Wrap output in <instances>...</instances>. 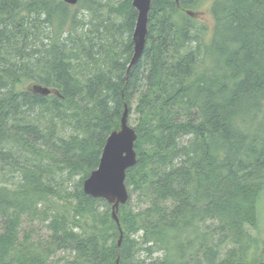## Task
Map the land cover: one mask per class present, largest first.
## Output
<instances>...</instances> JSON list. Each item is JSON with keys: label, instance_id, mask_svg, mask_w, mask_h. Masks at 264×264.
Returning a JSON list of instances; mask_svg holds the SVG:
<instances>
[{"label": "trees", "instance_id": "16d2710c", "mask_svg": "<svg viewBox=\"0 0 264 264\" xmlns=\"http://www.w3.org/2000/svg\"><path fill=\"white\" fill-rule=\"evenodd\" d=\"M206 5L212 32L186 13ZM136 21L132 0H0V264H264V0H152L128 73ZM126 105L119 246L83 183Z\"/></svg>", "mask_w": 264, "mask_h": 264}, {"label": "water", "instance_id": "95a60500", "mask_svg": "<svg viewBox=\"0 0 264 264\" xmlns=\"http://www.w3.org/2000/svg\"><path fill=\"white\" fill-rule=\"evenodd\" d=\"M70 6H76L79 0H62ZM152 0H132V6L137 11V21L134 28L132 42L133 56L128 67V73L137 64L146 47L148 36L149 15ZM191 17L196 14L187 11ZM28 90L34 94L49 96L57 94L51 89L38 84H30ZM138 135L134 127L129 124V109L125 106L121 118L120 129L111 133L104 146L99 166L83 183V192L94 198L103 199L112 206V219L120 229L118 212L122 205L129 201L126 186L127 171L137 164L135 144ZM123 231L120 229V246Z\"/></svg>", "mask_w": 264, "mask_h": 264}, {"label": "rangeland", "instance_id": "374dc122", "mask_svg": "<svg viewBox=\"0 0 264 264\" xmlns=\"http://www.w3.org/2000/svg\"><path fill=\"white\" fill-rule=\"evenodd\" d=\"M196 17H197V19H199L202 22H204L209 27V31L212 32V29H213V19H212L211 15H210V12H209V5H206L205 8H203L202 10H200V12L196 15ZM136 120L137 119L134 117V115H130L129 124L132 127H135ZM130 203H131V205L133 204V207H135V205H139L138 204L139 202L137 200V195L136 194H134L132 196V198L130 200ZM101 205H102L101 209L104 210L105 209L104 206H103L104 203H101ZM258 212H259L260 216L263 217V220H262V223H261V228L263 230H262V234L261 235H264V196L262 198L261 205H259ZM262 212H263V215H262Z\"/></svg>", "mask_w": 264, "mask_h": 264}]
</instances>
